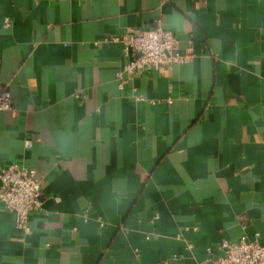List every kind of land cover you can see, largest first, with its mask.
<instances>
[{
    "label": "crops",
    "instance_id": "1",
    "mask_svg": "<svg viewBox=\"0 0 264 264\" xmlns=\"http://www.w3.org/2000/svg\"><path fill=\"white\" fill-rule=\"evenodd\" d=\"M157 24L193 57L120 88L112 38ZM0 85V164L34 168L43 196L28 234L0 201V264H212L224 239L264 244V0H0Z\"/></svg>",
    "mask_w": 264,
    "mask_h": 264
},
{
    "label": "built area",
    "instance_id": "2",
    "mask_svg": "<svg viewBox=\"0 0 264 264\" xmlns=\"http://www.w3.org/2000/svg\"><path fill=\"white\" fill-rule=\"evenodd\" d=\"M10 23L8 18L4 20L5 26ZM112 40L120 42L128 56L115 73L120 88L146 70L163 74L175 65L189 62L193 57L191 50H181L177 33L161 24L142 31H127L115 35ZM168 102L172 100L168 99ZM12 107L10 90L0 85V109ZM26 145L32 146V141L27 140ZM0 201L5 208L15 213L17 227L24 233H30V214L43 207L42 182L37 171L17 162L0 164ZM208 250L211 251L210 248ZM219 252L220 255L212 264H264V244L258 239L246 236L237 241L224 239L219 245Z\"/></svg>",
    "mask_w": 264,
    "mask_h": 264
}]
</instances>
